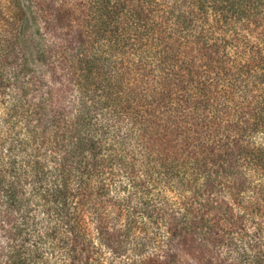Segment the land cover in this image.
<instances>
[{
	"label": "trees",
	"instance_id": "trees-1",
	"mask_svg": "<svg viewBox=\"0 0 264 264\" xmlns=\"http://www.w3.org/2000/svg\"><path fill=\"white\" fill-rule=\"evenodd\" d=\"M0 264H264V0L0 5Z\"/></svg>",
	"mask_w": 264,
	"mask_h": 264
},
{
	"label": "rangeland",
	"instance_id": "rangeland-1",
	"mask_svg": "<svg viewBox=\"0 0 264 264\" xmlns=\"http://www.w3.org/2000/svg\"><path fill=\"white\" fill-rule=\"evenodd\" d=\"M0 5L1 6H3V5L7 6V0H0ZM29 68H34V71H38L39 73L45 75V70L42 68V66L40 64H38V65L34 64L33 65V62H31ZM118 193L120 194V196H122V194H123L122 190L118 191ZM116 214H117V212H116ZM120 214L123 215L122 212ZM162 231H163V228H162L161 232ZM105 257H106V262L111 260V258H110L111 256L108 253H106Z\"/></svg>",
	"mask_w": 264,
	"mask_h": 264
}]
</instances>
